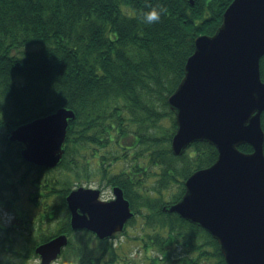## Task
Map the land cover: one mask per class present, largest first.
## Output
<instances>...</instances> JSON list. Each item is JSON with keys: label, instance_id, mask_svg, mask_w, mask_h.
<instances>
[{"label": "trees", "instance_id": "trees-1", "mask_svg": "<svg viewBox=\"0 0 264 264\" xmlns=\"http://www.w3.org/2000/svg\"><path fill=\"white\" fill-rule=\"evenodd\" d=\"M231 1L0 0V146L15 144L7 131L57 107L75 113L57 167H35L19 154L20 185L26 189L15 203L20 224L0 231L7 237L0 240V253L11 234L26 229L31 244L20 254L22 261L36 257V245L62 233L68 243L59 264H226L204 229L162 207L182 196L192 172L216 159V148L206 142L172 154L176 124L167 97L183 76L194 39L215 32ZM153 7L163 9L161 17L145 23L143 14ZM260 77L264 82V57ZM261 125L264 131V111ZM238 148L252 150L248 144ZM5 163L3 156L0 167ZM10 170L4 187L13 180V164ZM45 172L51 177L41 180ZM97 175L106 186H119L135 213L126 224L134 228L115 235L129 233L124 244L69 226L65 196ZM3 185L0 196H5ZM14 201L1 197L0 205ZM32 217L36 234L30 236ZM58 221L57 229L48 232ZM130 242L143 257L122 256ZM178 247L183 253H175ZM21 260L0 259V264Z\"/></svg>", "mask_w": 264, "mask_h": 264}, {"label": "water", "instance_id": "water-1", "mask_svg": "<svg viewBox=\"0 0 264 264\" xmlns=\"http://www.w3.org/2000/svg\"><path fill=\"white\" fill-rule=\"evenodd\" d=\"M192 3V0H189ZM264 0H232L212 35L194 39L183 77L167 97L176 128L170 148L180 156L193 142L216 148L215 161L192 172L184 193L162 207L208 232L226 264H264ZM70 108L57 107L9 130L6 137L21 146L24 161L56 167L64 153ZM248 144L252 150L238 147ZM100 190L75 187L65 196L72 230L84 229L98 239L121 232L134 217L123 190L99 198ZM68 243L58 234L38 244L39 264H52Z\"/></svg>", "mask_w": 264, "mask_h": 264}, {"label": "rangeland", "instance_id": "rangeland-1", "mask_svg": "<svg viewBox=\"0 0 264 264\" xmlns=\"http://www.w3.org/2000/svg\"><path fill=\"white\" fill-rule=\"evenodd\" d=\"M162 123L164 124L165 121H162ZM121 141L126 142L128 144L129 142H131V139H126V140L122 139ZM136 149H137V146H134L130 150H128V152L131 153V152L135 151ZM45 177L50 178L51 177V172L50 173H48V172L42 173L41 180H44ZM10 181H12V180L10 179ZM81 185L89 186V187H95V188L104 187L105 190H104L103 196L104 197H108L109 195H111V191H110L109 187L107 188V186H106V180L102 179L100 177V175H97L96 177H94V179H90L89 182H87L86 179L84 178L83 182L81 183ZM22 189L26 190L25 188H23L20 185L19 197L15 200V202L17 201L18 204H20V202H21V193H23ZM173 191H175V188H172L170 190V192H173ZM0 198H1V196H0ZM9 203H6V205L2 206V207L7 208L12 213V221H11V223H13L12 225L18 227V225L20 224V220H17L16 218H14L15 216H18L17 213H16L15 203H10L11 205ZM46 203L47 204H51L52 203L51 199H49ZM39 205L42 206V203H40ZM0 221H3V216H0ZM11 223L8 224V226H10ZM35 223H36V219H34V217H32V223H31L30 230H32L33 233L30 236H33L34 234H36V233H34L35 229H36L35 228ZM59 224H60L59 221L58 222H54L53 225H49L48 226L47 231L48 232L55 231L57 229V227L59 226ZM43 226L45 227V225H43ZM134 226H137V225H134ZM19 228H21V226H19ZM133 228L134 227L128 226L125 229H126V231L130 232V230L133 229ZM126 234H129V233H125L123 235H119V236L115 237L113 242L117 243V242H122V240H123L122 244H124V242L127 241V238H126L127 235ZM2 239H4V240L7 239L5 234L0 235V240H2ZM30 244L31 243L26 238V229H24L23 233H21V234L13 233V234H11V243H9V242L8 243H3L4 251L3 250L1 251L0 259L1 260H7L8 259V261L11 262V263L19 262L22 259L20 257V254H25L27 249L30 247ZM141 253L142 252L139 251L136 248L134 243L130 242V243L127 244V249L125 250V253L122 254V256H124V258H126V256H128V257H131V258L139 259L141 256L143 257V253H142V255H141ZM175 253L179 254V251L175 250ZM22 262H23V264H39V260H38L37 257H30L29 259L24 260ZM53 264H59V263H58V261H55Z\"/></svg>", "mask_w": 264, "mask_h": 264}, {"label": "flooded vegetation", "instance_id": "flooded-vegetation-1", "mask_svg": "<svg viewBox=\"0 0 264 264\" xmlns=\"http://www.w3.org/2000/svg\"><path fill=\"white\" fill-rule=\"evenodd\" d=\"M5 148V149H4ZM3 151V153H2ZM19 154H20V145L18 143H15L13 147L11 146H0V160L3 158V156L5 157V166L3 165L2 168L0 167V184L3 185V179H4V175L5 172L10 173V165L13 164V177H12V181H10V179L8 180L7 183H5V186L3 185L2 188V195H5L6 197H9V199L12 197L13 200H16L19 197V193H20V163H19ZM12 163V164H11ZM109 187L110 191H111V195H109L108 197H104V187H100V199L101 200H109L110 198L113 197L112 195V189H113V185H109L107 186V188ZM5 196H1V197H5ZM51 199V198H49ZM14 203H16L17 205L18 202L14 201ZM48 209H51V204H48L47 206ZM115 236V235H114ZM176 250L179 251V253H183V251L178 247Z\"/></svg>", "mask_w": 264, "mask_h": 264}, {"label": "clouds", "instance_id": "clouds-1", "mask_svg": "<svg viewBox=\"0 0 264 264\" xmlns=\"http://www.w3.org/2000/svg\"><path fill=\"white\" fill-rule=\"evenodd\" d=\"M163 9L158 7H153L143 14V21L145 23L151 24L160 19ZM0 216H3V221H0V231H3L8 224L12 221V213L2 206H0Z\"/></svg>", "mask_w": 264, "mask_h": 264}, {"label": "bare ground", "instance_id": "bare-ground-1", "mask_svg": "<svg viewBox=\"0 0 264 264\" xmlns=\"http://www.w3.org/2000/svg\"><path fill=\"white\" fill-rule=\"evenodd\" d=\"M58 165H59V164H58ZM58 165H57V166H58ZM57 166H56V167H57ZM54 168H55V167H54ZM52 169H53V168H49L48 170H52ZM81 186H83V185H81ZM76 187H79V186H76ZM83 187H89V186H83ZM74 188H75V187H74ZM92 188H95V187H92ZM72 189H73V188H72ZM72 189H71V190H72ZM98 189H99V188H98ZM99 190H100V189H99ZM99 195H100V194H99ZM124 197H125V196H124ZM99 198H100V196H99ZM125 198H126V197H125ZM126 199H127V198H126ZM127 200H128V199H127ZM128 201H129V200H128ZM129 203H130V202H129ZM130 207H131V206H130ZM129 220H130V219H129ZM129 220H128V221H129ZM128 221H127V222H128ZM127 222H126V224H127ZM126 224H125V226H124V229H123L121 232L114 233V234L112 235L111 238L114 239V238L116 237V236H114V235L119 234V233H122V232L125 230V228H126ZM69 226H70V225H69ZM79 230H84V229H79ZM74 231H75V230H74ZM111 238H107V239H111Z\"/></svg>", "mask_w": 264, "mask_h": 264}]
</instances>
